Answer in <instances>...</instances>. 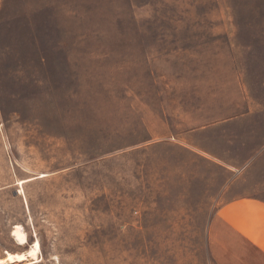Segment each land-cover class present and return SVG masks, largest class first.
I'll return each instance as SVG.
<instances>
[{"label":"rangeland","instance_id":"1","mask_svg":"<svg viewBox=\"0 0 264 264\" xmlns=\"http://www.w3.org/2000/svg\"><path fill=\"white\" fill-rule=\"evenodd\" d=\"M243 195L264 0H0V259L21 228L36 264H217L209 223Z\"/></svg>","mask_w":264,"mask_h":264},{"label":"crops","instance_id":"2","mask_svg":"<svg viewBox=\"0 0 264 264\" xmlns=\"http://www.w3.org/2000/svg\"><path fill=\"white\" fill-rule=\"evenodd\" d=\"M208 248L217 264H264V199L243 195L224 203L209 223Z\"/></svg>","mask_w":264,"mask_h":264},{"label":"bare ground","instance_id":"3","mask_svg":"<svg viewBox=\"0 0 264 264\" xmlns=\"http://www.w3.org/2000/svg\"><path fill=\"white\" fill-rule=\"evenodd\" d=\"M26 180H20L21 188L18 193L23 194V184ZM13 239L18 246L26 247L25 251L8 252L5 257L0 259V264H36L40 260L41 245L39 239L34 242L29 240L28 233L19 228L13 232Z\"/></svg>","mask_w":264,"mask_h":264},{"label":"trees","instance_id":"4","mask_svg":"<svg viewBox=\"0 0 264 264\" xmlns=\"http://www.w3.org/2000/svg\"><path fill=\"white\" fill-rule=\"evenodd\" d=\"M3 46L5 49L9 50L12 47V44H10V42H4Z\"/></svg>","mask_w":264,"mask_h":264}]
</instances>
